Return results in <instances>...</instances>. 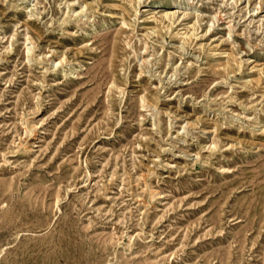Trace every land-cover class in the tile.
<instances>
[{"label":"rangeland","instance_id":"obj_1","mask_svg":"<svg viewBox=\"0 0 264 264\" xmlns=\"http://www.w3.org/2000/svg\"><path fill=\"white\" fill-rule=\"evenodd\" d=\"M0 264H264V0H0Z\"/></svg>","mask_w":264,"mask_h":264}]
</instances>
